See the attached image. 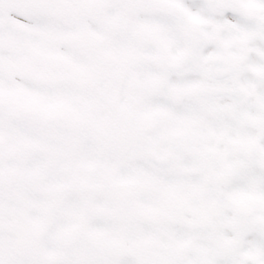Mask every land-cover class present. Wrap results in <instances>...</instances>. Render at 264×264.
I'll return each mask as SVG.
<instances>
[{
    "label": "snow or ice",
    "instance_id": "snow-or-ice-1",
    "mask_svg": "<svg viewBox=\"0 0 264 264\" xmlns=\"http://www.w3.org/2000/svg\"><path fill=\"white\" fill-rule=\"evenodd\" d=\"M0 264H264V0H0Z\"/></svg>",
    "mask_w": 264,
    "mask_h": 264
}]
</instances>
